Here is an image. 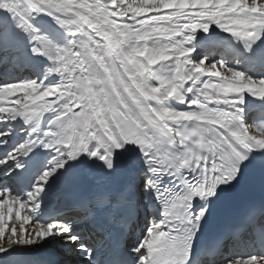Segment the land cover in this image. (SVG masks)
<instances>
[{
  "label": "snow or ice",
  "instance_id": "1",
  "mask_svg": "<svg viewBox=\"0 0 264 264\" xmlns=\"http://www.w3.org/2000/svg\"><path fill=\"white\" fill-rule=\"evenodd\" d=\"M0 53L30 69L0 73V264L50 242L86 264H218L214 202L264 175V0H0ZM93 168L128 177L97 209L145 213L126 247L45 214L57 180ZM223 264H264V232Z\"/></svg>",
  "mask_w": 264,
  "mask_h": 264
},
{
  "label": "bare ground",
  "instance_id": "2",
  "mask_svg": "<svg viewBox=\"0 0 264 264\" xmlns=\"http://www.w3.org/2000/svg\"><path fill=\"white\" fill-rule=\"evenodd\" d=\"M218 39H222V36L217 37ZM11 55V53H10ZM3 54L0 53V57H2ZM219 52H217L216 54V59H219ZM15 70H18L15 73ZM9 72L11 75L13 76H25V75H30V69L27 67H20V68H13L11 66L10 61L9 62H0V73H4V72ZM16 74V75H15ZM252 112V109L250 108V113ZM249 113V114H250ZM3 149L0 148V152H2ZM98 173V168H93L91 170H73L70 174H68L66 177L61 178L59 180H57L54 184L52 189L49 192V196L47 198L46 201V209H45V214L49 215V216H60V217H64V218H69V219H75L77 221V224H81V221L83 220V216L77 215L76 213H71V214H66V215H59L58 213L61 211H64L65 209L68 208V203L65 200V196L63 194V192L61 191L59 185L63 184L67 178L71 177L72 179H74V181H76L77 183L83 181L85 183H90L92 182ZM0 182H3L2 178H0ZM13 187H16L15 183H13ZM43 222V221H42ZM147 222L145 220H143V218L138 217L136 220V226L139 229V235L136 237H133V239L130 240L129 244L133 241H135L137 238L140 237L141 232L144 229V226ZM53 246L58 254H61L64 256V258H60V260L57 262V264H86V259H84L85 257H83L82 255H80L78 252H73V253H69L65 248H63L60 244H57L55 242H50L48 244H43L40 247H34L31 248L29 250H27L26 253L28 254L30 257H34V252L37 249L43 248V247H51ZM22 253L17 254L13 257H6L5 259H8L10 264H12L13 262L17 261V259L21 256ZM223 258H219L217 259L218 264H223V259L225 256L229 257V258H234L231 255V252L228 249H225L223 251Z\"/></svg>",
  "mask_w": 264,
  "mask_h": 264
}]
</instances>
